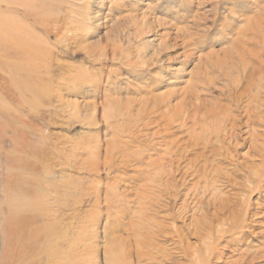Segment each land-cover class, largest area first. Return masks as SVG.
<instances>
[{
    "label": "rangeland",
    "instance_id": "obj_1",
    "mask_svg": "<svg viewBox=\"0 0 264 264\" xmlns=\"http://www.w3.org/2000/svg\"><path fill=\"white\" fill-rule=\"evenodd\" d=\"M24 3L0 0V264H108L110 248L119 264H223L264 241V179L252 184L264 171V87L235 107L224 75L264 67V0ZM205 67L213 84L201 97L227 108L237 135L203 151L187 111L167 121L151 103H179ZM122 148L142 160L126 164ZM175 150L187 158L171 166ZM202 151L216 198L248 203L241 244L231 233L202 242L180 213L200 178L182 168Z\"/></svg>",
    "mask_w": 264,
    "mask_h": 264
},
{
    "label": "bare ground",
    "instance_id": "obj_2",
    "mask_svg": "<svg viewBox=\"0 0 264 264\" xmlns=\"http://www.w3.org/2000/svg\"><path fill=\"white\" fill-rule=\"evenodd\" d=\"M10 1L13 2L14 0H10ZM33 1L34 0H25L26 3H24V5L26 6V9H30V6L32 5L31 2ZM30 10L33 11L32 9ZM33 14H36V13L33 12ZM9 29L10 27L7 28V31L5 34L6 36L9 35ZM25 39H28V36H26ZM15 45L18 46L19 48H22V46L19 45L18 43L17 44L15 43ZM24 47L26 48L25 50H29V51H26V52H29L27 54L35 53L34 47H32L31 45H25ZM256 55H258V53ZM262 68H264L262 66V61L257 60L256 67L255 68L253 67V70L251 71V75H249L248 73H245L242 75L240 74L242 72H240L238 73L239 75L236 77H234L233 75L231 76L230 75L231 72L230 74L228 73L225 74L226 70L224 69V75L228 79L227 80L228 83H226V87L229 90L228 96L231 97V104H233L235 107H241L240 106L242 104L241 101L242 99H244V98H241V96L243 97L246 96V97L254 98V99L258 97V93L264 87V76L262 75ZM249 70L250 69H248V72ZM208 72L209 71L206 67L203 69L199 68L196 71V75H192V78L193 79L196 78V80H192L191 82H188L187 89H186L187 91L185 92L184 97L180 98V100L178 101L179 103L170 104L169 98L167 96L157 98L153 103H151V112L159 111L160 114H162V118L166 119L167 121L173 120L174 116L179 115V112H182V110L187 111L188 119L190 122H192L191 124L194 126L192 127V129L194 128L198 129V132H195L196 130L191 131V133L194 134L195 136V138H193L194 142L196 143L195 148L203 147L202 148L203 151L207 150V147L210 146L211 144L210 140L212 139L213 136L222 137L221 144L224 145L225 142H227V138L229 137L235 138V136L237 135L235 134L236 131L234 132V129L236 126V119L235 118L233 119V116L231 117V114L228 112L227 108L222 105L217 104L216 102L208 103L207 99L201 97L204 94L203 91L205 89H206L205 91L209 90L210 89L209 85L213 84L212 82L213 77L209 76ZM244 81L247 82L246 86H243ZM222 89H225V88H222ZM218 95H220V93ZM249 98L247 100L248 103L244 104L245 107H243L242 110L246 112V117L248 118V120L253 123L254 121L253 116H252L253 112H250L251 110L250 108L254 106L252 102L254 99H249ZM186 99H189V100L194 99L196 100V102L194 101L192 103L193 105L192 107H189V106L187 107V105L184 103V101L186 102ZM251 103L253 105H251ZM262 111H263V108H262ZM119 125L121 126L123 124H119ZM227 125H229L230 127L229 129L225 130ZM248 129H251V127H249ZM128 136L129 137L126 140V142L131 143V141L137 139V136H135L134 134H129ZM234 140L235 139H233V141ZM229 145L230 144L228 143V146ZM126 146L128 147L129 145H126ZM127 149L128 148L121 149V154L123 155V161L126 162V164L130 161L140 162V160H142L141 157L138 158L136 151L127 152ZM203 151L197 155L198 157L195 160H192V159L190 160L191 165L187 169L182 168L183 173L186 172L188 174L190 171H192V173L189 175L194 176V177L199 176L200 178L197 179L194 183H192V186L188 188V190L186 189L187 192L185 191V193L183 194L184 198L183 199L181 198L182 201L179 206L180 213L183 216L188 215L189 222H191V225L194 226V228L198 229L197 232L198 234L200 233L202 242H208V240H210L211 244H214V243L216 244L220 237L225 236L226 233H231V234H239V236L234 237L232 239L233 241L230 239L231 243L233 245L234 243H236V245L241 244L244 241V238L247 239V235L249 234V232L245 231V228H249L250 226L253 225L251 222H246V219H245V217L249 215L248 203L245 202L246 204H244V202L241 201L238 204V202L235 200L234 205H233L231 200L228 198H227L228 201L226 199H223V197L216 198L217 193L212 191L214 187L213 181H211L212 177L210 178V173H208V170L204 166L207 164L208 159L206 156H204ZM185 152H187V150H184L181 152H178L177 150L170 151L168 155L165 157L168 158L169 160L168 163L172 166L175 161H179V160L182 162L186 161L187 157L185 155ZM199 158L200 160H198ZM200 162L201 164H199ZM196 165H197V168H196ZM217 169L220 170L219 168H214V171H217L218 176H221ZM214 175H216V173ZM257 176L258 177H256L252 183L253 188H256V187L258 188V183L264 179V171L260 175H257ZM170 179L174 180V177H171ZM167 183H169L168 180H167ZM169 188L171 191V189H173L172 185H170ZM237 204L238 206H240L238 210L234 209V206L236 207ZM196 215H198V217ZM235 238L237 239L235 240ZM124 239H126V237ZM46 242L47 240H45V243ZM259 243L260 244L258 246H254L253 244L248 243L243 249H241L242 247L239 246V248L237 249V251H239L238 257L234 260H229L228 262H224L223 264H250L252 260L264 257V241H259ZM47 247L45 246L43 248L45 249ZM133 249H135V247ZM109 250L111 253V258L108 259V264H119L117 262V259L119 258L118 251L112 248H110ZM209 262L210 261L207 260L206 264H209Z\"/></svg>",
    "mask_w": 264,
    "mask_h": 264
}]
</instances>
